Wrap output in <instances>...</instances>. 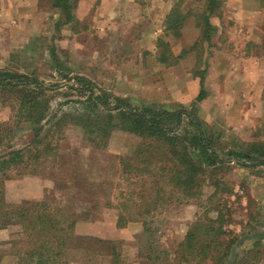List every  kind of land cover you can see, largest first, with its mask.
Instances as JSON below:
<instances>
[{
	"label": "rangeland",
	"instance_id": "rangeland-1",
	"mask_svg": "<svg viewBox=\"0 0 264 264\" xmlns=\"http://www.w3.org/2000/svg\"><path fill=\"white\" fill-rule=\"evenodd\" d=\"M74 1L67 23L53 0H0V73L26 75L52 87L44 92L40 139L52 141L49 130L55 122L60 127L54 131L60 129L63 136H54L61 138V158H44L38 166L31 157L43 145L31 143L36 127L20 114V89H0V157L29 151L22 164L0 167V264H28L22 260L28 258V245H38L41 236L33 242L25 231L45 218L44 205L51 211L61 201L69 207L61 208L69 218L62 215L65 224L75 221V237H83L75 227L84 223L82 212L91 209L90 202L99 226L133 215L135 221L124 227L140 229L133 242L113 241L102 254L95 245L84 250L73 245L68 264H97L108 255L110 263L98 264H196L179 246L193 226L207 220H214L215 228L223 224V238L232 241L226 264L253 248L242 264H264V166L229 164L221 172L229 195L219 192L210 198L212 188L205 187L203 196L178 203L179 193L168 197L151 188L150 180L129 178L121 159H130L143 142L140 152L145 155L153 142L118 127L99 131L107 115H118L95 98L106 93L109 107L121 100L152 111L185 109L212 136L223 158L228 151H244L243 144L264 142V1L222 0L219 15L210 19L217 30L209 40L195 25L204 0ZM175 7L187 16L176 31L166 30ZM199 80L204 89L196 96L201 91L204 99L197 102L193 92ZM181 129H191L186 118ZM143 157L133 162L139 164ZM81 175L87 180H80ZM161 197L159 206L148 211L146 202ZM17 212L28 216L21 224H6L5 218ZM219 216L222 223L215 221ZM49 218H54L52 211Z\"/></svg>",
	"mask_w": 264,
	"mask_h": 264
},
{
	"label": "trees",
	"instance_id": "trees-1",
	"mask_svg": "<svg viewBox=\"0 0 264 264\" xmlns=\"http://www.w3.org/2000/svg\"><path fill=\"white\" fill-rule=\"evenodd\" d=\"M221 2L222 0H204L203 10L195 14V25L200 30L201 37L205 40H209L211 35L217 30L211 24L210 19L214 15H219L218 10ZM53 3L55 8L60 9L65 14L66 22L70 23L72 18L71 11L75 8V1L53 0ZM186 16L182 15L176 7L172 9L171 13L167 16L166 30L176 31L183 24ZM200 80L202 82L203 77ZM33 86L40 89V92L35 93L32 88ZM0 89H9L14 92L20 89V114L26 122L36 127L34 129L33 142L31 143L43 145L42 149L31 159L38 166H41V160L44 158H56L57 156L61 158L58 153V142L61 138L58 137V141L54 138L55 134L58 133L63 138L60 129L54 131L60 127L56 126L57 122L50 125L49 133L50 135L52 134V141L44 143L40 139L47 103L44 92L53 88L45 86L37 78L1 72ZM203 89L201 87V91ZM88 90L93 95L92 90ZM201 91L195 100L197 102L204 99V94ZM106 97V93L103 92L100 98H95L99 99V104L104 110L116 112L118 116L107 115L102 127H99V131L101 130L105 134L108 129L118 127L140 137L141 140L153 142V144H147L145 155H142L140 152V148L144 147L143 142L141 143V147L135 149L130 159H121L122 168L127 170L129 178H134L137 182L147 183L150 180L149 186L151 188H159L160 191L158 193L167 194L168 197L179 193L177 197L178 203L181 202V198H196L202 195L201 192H203L202 190L205 187L212 188L210 198L217 196L219 192L222 195H229L231 190L226 186L223 177L221 178L224 175H221V172L229 164L234 163L246 168L264 166V142L243 144L244 151H228L229 157L223 158L216 151L212 143V136L206 135L201 124L193 118L192 113L189 111L185 109L177 111H152L149 108H139L121 100L118 101L116 106L109 107L105 99ZM184 118H186V123L191 129H181ZM114 119L116 120L115 124L111 122ZM79 120L81 119L79 118ZM50 135H48V138ZM150 147L151 149H149ZM141 151L144 154V151ZM26 152L27 154L29 153L27 148L10 151L8 155L0 157V167L6 168L10 164H22ZM142 157V162L139 164V160H137V164L133 162ZM55 165L56 161L55 163L53 162L52 169ZM80 180L86 181L87 176L81 175ZM154 181L155 183H152ZM162 198H151L149 202H146V207H150L148 211L156 209ZM164 199L169 198L164 197ZM80 202H82V199ZM66 206L68 207L64 201H61L58 204V208L51 210L54 218L50 219L49 214L51 211L49 205L48 208L44 205L45 208L42 210V213L45 215V218L39 220L36 229L34 227L25 231L26 237L33 242L41 236L39 239L40 243L36 246L34 245L35 247L28 245L30 252L27 256L28 258L22 259L23 261H28V264H68L66 257H68L73 245L77 249H81L80 246L84 241L83 238L75 237L72 232L75 221L74 223L72 221L67 223V225L65 224V221H68L69 218L63 214L61 208L66 209ZM89 206L92 210L95 208L91 202ZM214 209L216 210V208ZM90 212L89 209L87 212L86 210L82 212V215H84L82 218L84 220L93 218ZM148 213L146 211V214ZM57 214L61 217L60 220L56 219L55 215ZM27 216L28 213L17 212L14 215L6 217L5 222H7L6 224L9 222L21 224ZM129 218L131 219H125L123 215H119L116 222L117 227L123 228L126 224L125 222L135 221L133 215H129ZM221 220V216L215 219L216 223H222ZM29 222L33 223V221ZM213 222L214 220H207L206 223L199 222L193 226L187 233L183 244L179 246L187 256L197 259L196 264L204 262L209 264H226L228 262L226 259L229 257V253L233 247L232 241L223 238L225 236L223 224L215 228ZM50 231L51 238L49 239ZM201 239L203 241H199ZM30 241L29 243H32ZM44 243L45 245H43ZM253 250L254 248L245 251L243 257L235 261V263L232 262V264L244 263L254 252ZM185 260L186 262L189 261L186 258Z\"/></svg>",
	"mask_w": 264,
	"mask_h": 264
},
{
	"label": "crops",
	"instance_id": "crops-1",
	"mask_svg": "<svg viewBox=\"0 0 264 264\" xmlns=\"http://www.w3.org/2000/svg\"><path fill=\"white\" fill-rule=\"evenodd\" d=\"M107 1L108 0H102V2H107ZM95 7H97V5H95ZM196 85H197L196 81L194 80L191 81V87L193 89L194 87L196 88ZM200 88L201 86H200V80H199L197 91L193 92V97L195 98L197 97L196 95L198 93V90H200ZM89 211H91L90 215H92L93 218H91L90 220L83 219L84 223L80 222L75 227V230L79 231L78 234L83 236L79 238H83L86 241V242L81 243L80 248L83 250L95 245V247H97V254H102L103 252L102 248L104 249L103 246L105 245L107 246L109 245V243H112L113 241H117V240H124L125 242H133L132 241L134 240L133 236L140 232V229H138L136 225H129L127 227L119 228L117 227L116 222L108 226H104V227L99 226L98 224L94 223L95 222L94 220H96V218H94V212L91 209H89ZM129 229L133 231L130 232ZM85 236H92V237H85ZM109 256L111 255H108V257H106V260L97 259V264L103 263V262L110 263L111 261L108 260L110 258ZM100 258H104V256H101ZM75 264H78V263H75Z\"/></svg>",
	"mask_w": 264,
	"mask_h": 264
}]
</instances>
